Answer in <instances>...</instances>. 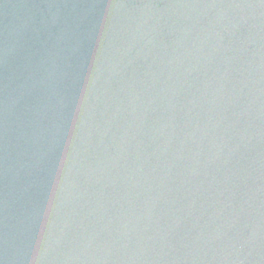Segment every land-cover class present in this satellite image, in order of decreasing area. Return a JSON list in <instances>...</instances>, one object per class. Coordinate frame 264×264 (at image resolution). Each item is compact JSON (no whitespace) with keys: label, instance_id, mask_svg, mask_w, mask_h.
<instances>
[{"label":"water","instance_id":"obj_1","mask_svg":"<svg viewBox=\"0 0 264 264\" xmlns=\"http://www.w3.org/2000/svg\"><path fill=\"white\" fill-rule=\"evenodd\" d=\"M0 264H264V0H0Z\"/></svg>","mask_w":264,"mask_h":264}]
</instances>
